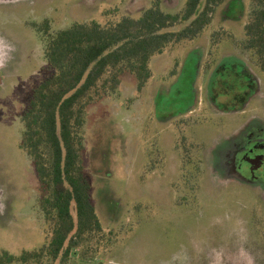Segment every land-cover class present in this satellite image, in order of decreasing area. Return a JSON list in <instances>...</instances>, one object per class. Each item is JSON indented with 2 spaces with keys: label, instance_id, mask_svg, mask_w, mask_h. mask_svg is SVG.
<instances>
[{
  "label": "rangeland",
  "instance_id": "1",
  "mask_svg": "<svg viewBox=\"0 0 264 264\" xmlns=\"http://www.w3.org/2000/svg\"><path fill=\"white\" fill-rule=\"evenodd\" d=\"M152 1L0 0V42L10 48L0 53V255L21 257L49 241L40 182L20 147L21 116L50 74L45 36L33 26L50 21L54 34L115 14L140 17ZM186 2L163 0V7L175 12ZM251 2L226 0L200 39L156 56L148 90L126 74L117 96L89 109L83 157L105 241L85 260L75 249L66 261L39 264H207L220 246L254 244L263 190L235 171L237 144L244 141L241 152L264 131V73L241 48Z\"/></svg>",
  "mask_w": 264,
  "mask_h": 264
},
{
  "label": "trees",
  "instance_id": "2",
  "mask_svg": "<svg viewBox=\"0 0 264 264\" xmlns=\"http://www.w3.org/2000/svg\"><path fill=\"white\" fill-rule=\"evenodd\" d=\"M251 1L241 48L264 73V0ZM225 2L187 0L184 7L170 12L163 0H153L140 17L115 14L116 21L76 22L54 34L50 21L33 26L45 36L50 74L34 90L21 116L20 147L40 182L38 207L49 241L21 257L5 252L0 264H39L42 257L66 261L75 249L85 260L99 252L106 234L92 201L83 157L89 108L117 96L126 74L135 77L139 90L145 88L153 78V58L200 39ZM216 36L214 32L213 43Z\"/></svg>",
  "mask_w": 264,
  "mask_h": 264
},
{
  "label": "flooded vegetation",
  "instance_id": "3",
  "mask_svg": "<svg viewBox=\"0 0 264 264\" xmlns=\"http://www.w3.org/2000/svg\"><path fill=\"white\" fill-rule=\"evenodd\" d=\"M4 49L8 50L10 48L1 45L0 42V53H2ZM4 54H6V52H3V55ZM239 64L242 67L246 65L243 63ZM249 140V146L241 152L240 150L244 146V141L236 146L238 149V152L235 154L236 159L239 156L241 162L236 167L235 171L247 174L248 179H246V181L248 183L246 184L258 185V189L263 190V193L260 191L262 194L260 199H262L264 203V131L260 130V133L251 135ZM221 146L225 145L222 144ZM225 148L226 147H223V149ZM252 230L255 234V239L257 238V240H254V244L242 245L238 247V251L235 249H228L229 246L225 248H221L220 246L218 250H214L213 253L206 258L207 264H264V208L254 214L252 218Z\"/></svg>",
  "mask_w": 264,
  "mask_h": 264
},
{
  "label": "crops",
  "instance_id": "4",
  "mask_svg": "<svg viewBox=\"0 0 264 264\" xmlns=\"http://www.w3.org/2000/svg\"><path fill=\"white\" fill-rule=\"evenodd\" d=\"M245 26H246V24L242 27L243 28V38H244V29H245ZM168 53L167 52H165L163 55H160L159 56V58H162L164 55L166 56ZM156 58V57H155ZM155 58H153V61H152V70H153V78L150 80V82L148 83V85L143 89V90H145V89H147L148 90V88H151V86H152V83L156 80V78L158 77V75H157V73L155 72V66H154V61H155ZM235 60H236V63H243V64H245L244 62H243V60H241L239 57L237 58V57H233ZM164 62H166V61H164ZM164 65V64H163ZM154 72H155V75H154ZM166 73V72H165ZM164 73V74H165ZM160 77H162V74H160ZM135 88V87H134ZM104 101H106V102H103L102 104H105V105H107V103H108V100H104ZM101 104V102L99 103V105ZM98 105V104H97ZM97 105H94V106H97ZM93 107V106H92ZM91 108V107H90ZM89 108V109H90ZM97 108H99V106L97 107ZM172 133H171V130L168 132V133H166L165 134V138L167 139H169L168 141L169 142H171V138H172V135H171ZM172 143H174V141L172 142ZM128 162H129V160H127ZM123 162V161H122ZM138 179H139V177H138ZM161 182H165L164 181V179H163V181L161 180ZM151 184H155V181H153ZM164 184V183H163ZM138 186L140 187V185L138 184ZM146 186V185H145ZM152 186V185H151ZM141 188V187H140ZM162 190H163V188H161ZM164 190H165V188H164ZM162 194H164L166 197H167V200L168 201H170V204L171 203H173V193L172 192H169V193H167V192H163Z\"/></svg>",
  "mask_w": 264,
  "mask_h": 264
}]
</instances>
